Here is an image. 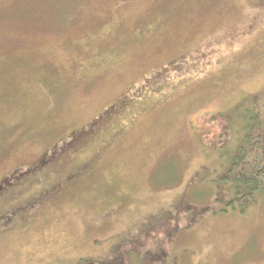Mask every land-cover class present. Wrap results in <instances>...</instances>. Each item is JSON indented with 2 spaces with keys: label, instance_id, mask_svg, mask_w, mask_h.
I'll list each match as a JSON object with an SVG mask.
<instances>
[{
  "label": "rangeland",
  "instance_id": "1",
  "mask_svg": "<svg viewBox=\"0 0 264 264\" xmlns=\"http://www.w3.org/2000/svg\"><path fill=\"white\" fill-rule=\"evenodd\" d=\"M246 110L264 0H0V264H264V197L214 184Z\"/></svg>",
  "mask_w": 264,
  "mask_h": 264
},
{
  "label": "trees",
  "instance_id": "2",
  "mask_svg": "<svg viewBox=\"0 0 264 264\" xmlns=\"http://www.w3.org/2000/svg\"><path fill=\"white\" fill-rule=\"evenodd\" d=\"M225 114H215L207 117L206 122L202 124L207 129H213L215 133L209 136H199L202 147L206 152L212 151H228L227 139L231 133V129L239 124L233 119L226 118ZM218 116H221L218 119ZM243 121L242 134L240 143L232 151L227 154V165L218 174L214 184L216 188L222 186L225 188L227 200L221 206L220 211L232 209L242 212L247 206L254 202L257 194L264 197V119L257 116L250 110L245 111V115L240 117ZM217 124L213 127V123ZM226 164V163H225ZM221 191H218V195ZM219 198V197H218ZM218 198L214 200L217 201ZM212 211L211 208L200 209V213L195 215L190 223L194 222L195 217L202 216Z\"/></svg>",
  "mask_w": 264,
  "mask_h": 264
}]
</instances>
